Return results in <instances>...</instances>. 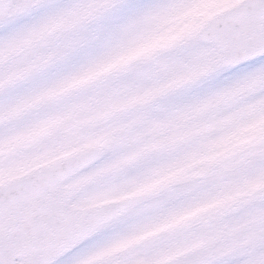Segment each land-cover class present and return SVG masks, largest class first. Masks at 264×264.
Instances as JSON below:
<instances>
[{"label": "snow or ice", "instance_id": "obj_1", "mask_svg": "<svg viewBox=\"0 0 264 264\" xmlns=\"http://www.w3.org/2000/svg\"><path fill=\"white\" fill-rule=\"evenodd\" d=\"M0 264H264V0H0Z\"/></svg>", "mask_w": 264, "mask_h": 264}]
</instances>
